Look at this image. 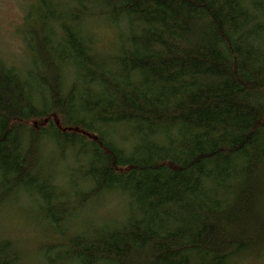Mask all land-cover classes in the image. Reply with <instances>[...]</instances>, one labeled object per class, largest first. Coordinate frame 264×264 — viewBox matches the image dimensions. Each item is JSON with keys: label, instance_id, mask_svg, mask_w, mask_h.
I'll return each instance as SVG.
<instances>
[{"label": "trees", "instance_id": "trees-1", "mask_svg": "<svg viewBox=\"0 0 264 264\" xmlns=\"http://www.w3.org/2000/svg\"><path fill=\"white\" fill-rule=\"evenodd\" d=\"M38 1L53 26L33 57L20 70L0 56V218L16 189L33 192L51 244L31 261L0 236V264L261 254L264 0ZM99 23L114 26L112 48ZM111 193L125 201L119 222L91 218Z\"/></svg>", "mask_w": 264, "mask_h": 264}, {"label": "rangeland", "instance_id": "rangeland-1", "mask_svg": "<svg viewBox=\"0 0 264 264\" xmlns=\"http://www.w3.org/2000/svg\"><path fill=\"white\" fill-rule=\"evenodd\" d=\"M69 0H57L59 9L65 11ZM34 8L33 17L26 20L27 14ZM46 15V6L38 0H0V56L9 65L23 70L26 62L34 55L31 45L36 43L35 34L42 30V23L47 25L43 29L46 33L49 26H53L52 20H43ZM111 24L99 23L96 38L104 48H112L116 40V31ZM52 158L45 156L44 162L55 166L61 162L57 160L58 154L51 153ZM53 159V160H52ZM61 189L65 192L74 191L75 188L67 182H63ZM13 200L7 199L4 206H9L0 218V236L13 241L18 246L21 254H26L31 261L47 247L51 241L44 237L48 229L38 225L37 205L33 192H24L16 189L11 194ZM17 203V204H16ZM125 210L124 198L115 193L89 206L86 213L97 221L119 222L121 214ZM34 216V217H32ZM37 225V226H36ZM243 264H264V251L261 254L247 258Z\"/></svg>", "mask_w": 264, "mask_h": 264}, {"label": "bare ground", "instance_id": "bare-ground-1", "mask_svg": "<svg viewBox=\"0 0 264 264\" xmlns=\"http://www.w3.org/2000/svg\"><path fill=\"white\" fill-rule=\"evenodd\" d=\"M19 77V76H18ZM50 148V147H49ZM71 161V160H70ZM88 168V167H87ZM56 171V170H55ZM51 185V184H50Z\"/></svg>", "mask_w": 264, "mask_h": 264}]
</instances>
